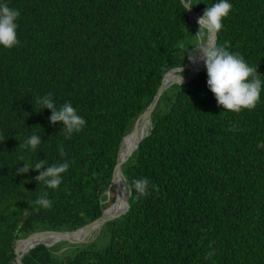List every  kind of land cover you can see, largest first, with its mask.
<instances>
[{"label": "trees", "instance_id": "16d2710c", "mask_svg": "<svg viewBox=\"0 0 264 264\" xmlns=\"http://www.w3.org/2000/svg\"><path fill=\"white\" fill-rule=\"evenodd\" d=\"M7 2L21 15L19 43L0 47V264H17L18 241L76 231L114 203L124 137L164 76L190 65L186 51L208 36H195L184 0ZM215 2L192 0V9L202 15ZM230 2L216 44L264 81V0ZM207 78L204 66L160 97L148 135L121 168L129 210L93 241L40 244L23 264H264V90L254 109L232 112L218 105ZM46 94L57 108L71 102L85 128L66 136L51 124L38 103ZM32 134L43 140L35 150L25 146ZM40 160L69 163L58 188L37 181L43 169L17 174ZM142 178L147 195L133 187ZM45 193L50 208L36 204Z\"/></svg>", "mask_w": 264, "mask_h": 264}, {"label": "clouds", "instance_id": "9594fccd", "mask_svg": "<svg viewBox=\"0 0 264 264\" xmlns=\"http://www.w3.org/2000/svg\"><path fill=\"white\" fill-rule=\"evenodd\" d=\"M184 3L186 10L193 7L192 0H184ZM232 8L230 0H217L211 7H207L197 20L198 32L195 36L200 38L205 35L216 36L222 30L223 21L229 16ZM20 15V11L10 7L7 0H0V47L11 49L19 43L17 21ZM186 52L192 62H195L197 57L203 60L208 77L207 86L223 110L238 113L256 107L264 90V81L259 78L262 75L257 72V67L250 66L242 56L214 42L201 43L197 48H191V51L188 49ZM38 103L41 105V110L48 109L51 112L50 123L53 125L60 123L66 136H71L85 128L86 120L71 102H65L57 108L52 95L46 94L39 98ZM42 141L40 135L32 134L26 139L25 146L35 150ZM69 166L67 161L46 166L45 161L40 160L34 166L23 164L17 174L43 169L36 177L37 181L43 180L48 187L56 189L61 185L62 174L69 169ZM149 183L147 178L137 179L133 182V187L140 195H147ZM36 204L43 208H50L52 201L45 193L36 200ZM214 255V250L209 251V257Z\"/></svg>", "mask_w": 264, "mask_h": 264}, {"label": "water", "instance_id": "95a60500", "mask_svg": "<svg viewBox=\"0 0 264 264\" xmlns=\"http://www.w3.org/2000/svg\"><path fill=\"white\" fill-rule=\"evenodd\" d=\"M185 4V3H184ZM189 17L192 22L196 21L202 16L195 12L192 8L188 9ZM218 41V34L214 37H208L207 42H214L217 43ZM204 63L203 60L197 57L195 62H192L190 65L182 67V68H176L168 72L163 79V83L154 98L153 102L149 105V107L146 109V111L138 118L136 121L134 130L132 133L124 137L121 146L120 151L118 154V162L115 167L113 180L111 183V186L114 188L115 194H116V200L118 201L121 199V210L117 211L113 214H108L109 210L104 211L103 215L97 219L96 221L84 226L83 228H80L76 231L71 232H55V231H43V232H37L31 236H29L26 239L18 241V244L16 245L15 253L17 254L16 261L17 264H23L22 258L26 253H28L31 249L35 248L36 246L40 244H44L47 247H51L59 242L66 241L72 244H84L86 243L88 237L94 232V230H100V228L108 221H111L117 217H120L125 212H127L130 208L129 205V195L127 192H122L119 188L118 181L120 180V177H123L121 168L122 165L132 156L134 151H136L140 145V143L143 141V139L148 135V133L145 136H142L139 141L137 140L140 133L143 131V129L147 126V124L152 125V114L160 100V97L162 96L163 92L166 90V88L173 84V83H180V80L176 79L182 71H188L186 74L187 77L182 80L180 84H185L189 81H191L193 78H195L199 72L203 69ZM181 69V71H180ZM170 75H173V78H169ZM131 138L133 147L128 150V152L121 156L122 148L124 146L125 141ZM41 238H55V244H46L41 241ZM26 244V248L22 250L23 245ZM23 252V254L20 255V253Z\"/></svg>", "mask_w": 264, "mask_h": 264}, {"label": "bare ground", "instance_id": "6f19581e", "mask_svg": "<svg viewBox=\"0 0 264 264\" xmlns=\"http://www.w3.org/2000/svg\"><path fill=\"white\" fill-rule=\"evenodd\" d=\"M169 78H173V75H170ZM175 78L178 79V80L180 79L178 76L175 77ZM149 127H150V125L147 124V126L140 133V135H139V137L137 139L138 141H139V139L142 136H145L148 133ZM132 141L133 140L131 139V140H129V141H127V142L124 143V146H123L122 152H121V156H124L128 152V150L133 147ZM124 182H125V180L121 176L120 177V180L118 181L119 188L123 192V184H124V186H125V192H127V187H126V184H125L126 182L125 183ZM111 206H112V208L109 209V213H108L109 215L110 214H113V213H115V212H117L119 210V208L121 207V199H119L115 204H112ZM55 240H56L55 238H41V241L44 242V243H46V244H50V243H52V241H55ZM25 245L26 244L23 245L22 249L26 247Z\"/></svg>", "mask_w": 264, "mask_h": 264}, {"label": "rangeland", "instance_id": "374dc122", "mask_svg": "<svg viewBox=\"0 0 264 264\" xmlns=\"http://www.w3.org/2000/svg\"><path fill=\"white\" fill-rule=\"evenodd\" d=\"M178 77L180 78L181 75H178ZM186 77H187V75H182V80H184ZM124 183H125V182H124ZM125 184H126V183H125ZM126 187H127V184H126ZM116 202H117V200H116V197H115V201H114L113 204H115ZM110 208H112V206L109 207V208L107 209V211H108ZM98 233H99V230H94V232L88 237V239H87L86 242H91V241H93V240L98 236ZM54 242H55V241H52V243H50V244H55ZM64 250H67V249H64ZM62 251H63V249H62Z\"/></svg>", "mask_w": 264, "mask_h": 264}]
</instances>
